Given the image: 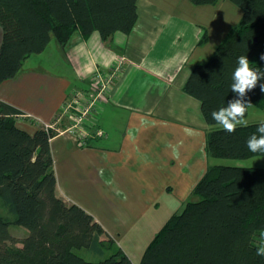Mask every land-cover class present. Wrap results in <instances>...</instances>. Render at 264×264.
<instances>
[{
  "label": "trees",
  "instance_id": "trees-1",
  "mask_svg": "<svg viewBox=\"0 0 264 264\" xmlns=\"http://www.w3.org/2000/svg\"><path fill=\"white\" fill-rule=\"evenodd\" d=\"M216 5L221 0H190ZM242 10L210 58L193 67L185 91L201 101L207 153L216 158L264 157L246 142L262 122L227 133L211 113L238 98L231 91L238 58L264 71V0H229ZM138 0H0V84L14 77L25 60L45 50L52 36L66 46L76 32L85 38L99 32L104 40L129 34L138 21ZM208 42L207 31L200 44ZM248 91L251 107L264 110L260 85ZM248 108L244 119L249 115ZM21 112L0 100V264H134L85 209L56 193L57 176L51 139L57 127L40 125L34 134L22 129ZM196 197L173 214L151 240L140 264H264L256 250L264 246V167L211 164L195 186ZM2 201V203H1ZM29 233L19 241L10 225ZM86 249L100 260L77 253Z\"/></svg>",
  "mask_w": 264,
  "mask_h": 264
},
{
  "label": "crops",
  "instance_id": "crops-1",
  "mask_svg": "<svg viewBox=\"0 0 264 264\" xmlns=\"http://www.w3.org/2000/svg\"><path fill=\"white\" fill-rule=\"evenodd\" d=\"M231 3L138 0L131 33L104 40L99 32L88 38L76 32L66 46L52 36L0 84V100L21 112L22 129L58 128L51 139L57 195L85 209L115 241L116 232L140 217L178 213L177 203L191 198L207 172L209 125L201 101L184 88L193 67L206 62L241 19L240 11L230 15ZM206 31L208 42L200 44ZM2 34L0 27V46ZM120 60L104 99L70 130L65 109L73 94H94L96 70L108 73Z\"/></svg>",
  "mask_w": 264,
  "mask_h": 264
},
{
  "label": "rangeland",
  "instance_id": "rangeland-1",
  "mask_svg": "<svg viewBox=\"0 0 264 264\" xmlns=\"http://www.w3.org/2000/svg\"><path fill=\"white\" fill-rule=\"evenodd\" d=\"M234 6L232 13L228 12L230 15H237V12H241L242 10L237 5L231 3ZM239 14V13H238ZM237 22V21H236ZM1 27V26H0ZM52 46V45H51ZM247 120V124L255 123V122H262L264 121V110L258 109L256 107H251L249 111V115L245 118ZM199 154H197L198 156ZM205 155H206V162L209 165L211 164H221V165H230V166H252V167H264V157L256 156L249 159H228V158H216L212 157L207 153L206 146H205ZM208 168V167H207ZM204 165L202 166V172L204 171ZM196 197L192 194L191 198L187 200H193ZM186 202V203H187ZM2 203V201H1ZM185 204L182 202H178L177 206L174 208V211L182 212L185 208ZM1 213L4 215L12 217L9 211L4 208L3 206L0 208ZM161 208L159 209V212ZM158 213V212H154ZM173 211H161L159 216H151L150 214L144 217L138 218L135 223L136 225L130 227H124L119 232H116V244L123 249V251L129 256L134 264H140L144 251L154 238V236L158 233V231L164 226V224L168 221L171 217ZM171 214V215H170ZM10 232L15 236L17 241H19L18 245H21V241L28 235L29 230L25 226L11 224ZM123 231V232H122ZM121 232V233H120ZM77 253L90 261H98L102 258L99 256L93 255L91 252L87 251L86 249H79Z\"/></svg>",
  "mask_w": 264,
  "mask_h": 264
},
{
  "label": "clouds",
  "instance_id": "clouds-1",
  "mask_svg": "<svg viewBox=\"0 0 264 264\" xmlns=\"http://www.w3.org/2000/svg\"><path fill=\"white\" fill-rule=\"evenodd\" d=\"M261 59H264V56ZM262 77H264V71L250 67L247 56L238 58V66L232 77L234 82L231 85V91L236 93L238 98L229 101L226 107H221L211 113L212 119L221 125L225 132L235 133L237 126H247V120L244 117L252 104L245 100V96L248 91L257 86ZM260 88L264 92V84H261ZM257 132L260 134L259 137L252 134L246 142L247 148L253 153L264 152V122L258 125ZM256 255L264 257V246L257 248Z\"/></svg>",
  "mask_w": 264,
  "mask_h": 264
},
{
  "label": "built area",
  "instance_id": "built-area-1",
  "mask_svg": "<svg viewBox=\"0 0 264 264\" xmlns=\"http://www.w3.org/2000/svg\"><path fill=\"white\" fill-rule=\"evenodd\" d=\"M123 61L124 60L118 61L108 73L96 70L92 77L94 86H96L94 94L85 96L79 91H76L73 94L72 101L65 109V114L72 121L70 130L74 131L79 129L84 124L87 117L92 114L98 103L104 99L110 85L117 78L118 72H120V67L123 65ZM46 126L55 127L54 125Z\"/></svg>",
  "mask_w": 264,
  "mask_h": 264
}]
</instances>
